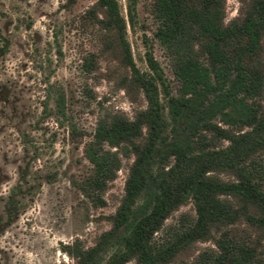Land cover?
<instances>
[{"label": "trees", "instance_id": "trees-1", "mask_svg": "<svg viewBox=\"0 0 264 264\" xmlns=\"http://www.w3.org/2000/svg\"><path fill=\"white\" fill-rule=\"evenodd\" d=\"M124 1L125 16L118 0H94L84 10L97 28L98 48L83 56L81 69L115 61L122 69L118 85L144 105L131 116H97L82 146L90 166L77 183L91 202L103 204L100 193L121 156H131L123 194L109 227L91 245L74 240L62 247L74 264H163L192 241L211 239L213 264H249L264 236L263 166L252 163L253 155L264 154V0H237L226 21L225 0H151L153 36L177 80L175 92L150 44L147 68L133 61L125 34L126 24L136 22L138 0ZM54 101L56 115L64 117L63 94ZM69 131L80 134L71 124ZM205 132L226 142L213 145ZM187 200L192 222L155 244L166 216ZM239 221L255 238L237 241L230 234Z\"/></svg>", "mask_w": 264, "mask_h": 264}, {"label": "rangeland", "instance_id": "rangeland-1", "mask_svg": "<svg viewBox=\"0 0 264 264\" xmlns=\"http://www.w3.org/2000/svg\"><path fill=\"white\" fill-rule=\"evenodd\" d=\"M93 1L0 0V264H74L62 245L74 240L91 245L109 227V216L123 194L131 156H121L100 193L103 204L91 202L77 187L90 166L82 146L97 116L114 111L131 116L135 107L144 105L143 100L130 101L118 85L122 69L115 61L99 59L95 70L81 69L83 56L98 48L97 28L83 16ZM118 2L125 16V1ZM150 3L137 1L136 22L133 28L126 24L125 36L131 57L142 70L147 68L144 50L150 44L175 92L177 80L153 36L156 22ZM237 7V0H225L223 20L235 15ZM60 92L64 117L55 113L54 99ZM70 124L80 134L72 135ZM204 134L213 145L226 142ZM252 160L263 166L264 175V154H255ZM194 216L190 200L180 204L153 234V242L164 241ZM232 226L230 234L237 241L257 235L248 233L242 221ZM256 248L249 264H264V236ZM215 249L211 239H197L163 264H213Z\"/></svg>", "mask_w": 264, "mask_h": 264}]
</instances>
